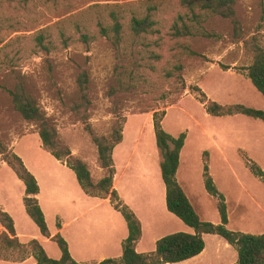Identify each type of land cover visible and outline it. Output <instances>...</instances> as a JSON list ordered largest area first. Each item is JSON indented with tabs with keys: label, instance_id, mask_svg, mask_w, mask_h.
Segmentation results:
<instances>
[{
	"label": "rangeland",
	"instance_id": "obj_1",
	"mask_svg": "<svg viewBox=\"0 0 264 264\" xmlns=\"http://www.w3.org/2000/svg\"><path fill=\"white\" fill-rule=\"evenodd\" d=\"M151 6L156 8L152 32L134 36L128 20L145 14ZM234 8L239 34L229 19L218 15H200L198 23L189 20L190 13L178 0H0V164L9 153L23 149L29 154L37 147L31 135H24L37 133V125L13 108L8 92L20 78L60 142L71 153L74 150V156L85 159L94 176L102 167L94 160L97 149L89 131L109 136L112 124L119 121L122 130H129L124 142L157 149L152 114L164 110L163 128L171 134H187L180 155L195 173L192 184L198 188L201 150L206 149L210 175L225 202L233 206L240 197L239 210L251 219L255 208L247 192L264 204V184L245 167L244 151H235L233 143L216 149L205 137L204 132L219 130L220 121L214 115L207 118L200 101L203 84L217 76L215 71L231 67L242 72L252 63L249 42L254 36L264 45V0H235ZM110 12L122 24L119 48L99 31L100 25L111 23ZM179 16L192 32L206 34L176 35L175 28L182 24ZM119 60L129 77L127 89H117ZM82 70L87 74L89 101L76 113L73 106L81 102L76 79ZM223 131L233 139L236 136L234 130ZM106 172L103 169V176ZM6 175L0 168V178ZM202 182L199 187L207 195L202 193L204 203L198 199L196 211L210 221L217 209Z\"/></svg>",
	"mask_w": 264,
	"mask_h": 264
},
{
	"label": "crops",
	"instance_id": "obj_2",
	"mask_svg": "<svg viewBox=\"0 0 264 264\" xmlns=\"http://www.w3.org/2000/svg\"><path fill=\"white\" fill-rule=\"evenodd\" d=\"M244 72L245 70L235 71L231 67L215 71L217 76L214 79H206L203 84L205 98L222 105L240 103L264 109V97ZM225 76L227 77L225 78ZM228 80L231 81L228 82ZM259 94L263 98H260ZM207 114L206 117L209 118L211 114ZM214 117L220 121L219 130H212L213 133L204 132V135L215 145L216 149L219 147L222 150V145L233 143L235 151H244L247 157L256 162L264 171V122L241 113ZM226 126H229L228 129ZM223 130H234L233 133L236 136L233 139L227 134V131ZM128 131L122 130L121 141L112 149L114 166L112 188L140 221L141 236L135 245V250L140 253H148L155 249V242L159 237L176 231L193 233L194 230L166 208V190L160 170L162 156L158 147L146 150L136 141L124 142ZM179 133L170 134L176 136ZM24 135H31L35 139L36 150L35 152L30 151L28 154L22 149L21 153L17 155L37 180L39 187L37 200L50 236H43L27 215L22 203L24 184L3 162L0 164V168L5 169L7 175L0 178V208L12 217L18 239L21 242H27L34 238L42 245L49 257L58 259L61 252L51 236L59 233L67 243L71 257L77 262L90 263L105 258H119L122 254L121 242L127 236V226L121 213L112 206L109 196L100 198L86 194L80 187L74 172L64 162L56 159L42 148L38 133ZM186 137L187 134L184 142ZM16 141L17 138L13 145L16 144ZM13 150H15L14 146ZM205 151L208 152L206 149L201 150V171L199 176L197 175L198 188L192 184L191 180L193 175L195 177V173H191L188 165L183 164L180 153L176 170V179L195 211L196 207H199L198 199L199 202L201 199L204 203L205 197L202 193L207 195L199 187L200 182L203 181L202 158L204 155L202 156V152ZM72 153L74 154V150ZM223 153L225 154L224 151ZM96 158L97 154L94 153L95 161ZM86 163L89 166V163ZM89 171L94 182L103 176L102 168L97 176L93 175L90 168ZM247 194L255 208L252 218L247 219L241 214L239 210L242 205L240 197H236L233 206H230L226 199L228 218L226 227L254 234L264 233V204L249 192ZM213 201L216 207V201L214 199ZM210 211H213V206H210ZM210 221L220 222L218 211L217 214L213 212ZM57 222H59V226H56ZM2 229L3 227L0 225V230ZM202 237L204 248L199 254L183 261L166 264L235 263L237 253L224 238L211 233H203ZM0 264H35V259L28 256L19 262L0 260Z\"/></svg>",
	"mask_w": 264,
	"mask_h": 264
},
{
	"label": "trees",
	"instance_id": "obj_3",
	"mask_svg": "<svg viewBox=\"0 0 264 264\" xmlns=\"http://www.w3.org/2000/svg\"><path fill=\"white\" fill-rule=\"evenodd\" d=\"M181 7L190 13L189 20L199 22L203 17L218 15L229 19L235 34L241 31L240 21L235 13V0H178ZM154 6L148 7L145 14L131 16L127 24L134 36L152 32L156 21L153 19ZM111 23L108 26L100 25L101 35L106 36L115 48H119L122 38V24L115 12H110ZM182 21L181 28H175L176 35L182 34H206L200 30H190V27ZM112 32V35H109ZM42 37L37 36L41 43ZM252 51V63L245 67V76L248 77L254 87L264 97V45H261L255 36L249 42ZM44 46V45H42ZM180 68V65H176ZM117 89H127L130 85L124 73L121 60L115 68ZM76 84L80 91L81 102L73 106L78 109L83 105L86 108L87 99V74L84 70L79 72ZM116 89V88H115ZM11 95L13 108L24 120L34 122L37 125V133L44 150L48 151L56 159L64 162L75 174L82 190L90 195L100 198L109 196L112 206L118 210L124 218L127 226V236L121 242L122 254L119 258H105L98 262L82 263L75 261L67 247L64 238L56 233L51 239L56 242L61 256L58 259L47 255L38 240L32 238L27 242H21L15 234L12 217L0 208V260L19 262L32 256L35 264H166L189 259L199 254L204 248L203 233L218 234L231 245L236 253L237 259L232 264H264V233L254 234L231 230L226 227L228 221L227 208L224 195L216 187L207 165L203 158L202 177L205 191L216 201L220 222L202 220L196 213L181 185L176 179V170L179 163V153L185 139V132L174 136L162 127L164 110L154 111L152 114V126L154 130L155 143L158 147L162 160L160 162L161 177L165 185V203L169 212L179 218L184 224L193 228V233L176 231L159 237L155 242V249L148 253H140L135 250V245L141 236V224L135 213L119 198L117 192L112 188L114 166L112 160V149L122 139V126L119 121H114L109 136H99L89 131L92 142L97 149V162L107 172L96 182L93 181L88 165L82 159L74 156L71 150L58 139L56 129L48 122L41 112L36 100L25 89L22 79L17 78L13 89L8 90ZM200 101L205 111L214 116L241 113L252 118H258L264 122V109L249 107L240 103L222 105L213 100H208L202 94ZM206 152H204V156ZM244 161L250 172L264 184L263 169L249 157L244 155ZM4 161L24 184V195L22 203L30 219L38 227L43 236L49 237L50 233L38 204V183L34 175L25 167L22 159L14 152L4 156ZM59 226V222L56 223Z\"/></svg>",
	"mask_w": 264,
	"mask_h": 264
}]
</instances>
